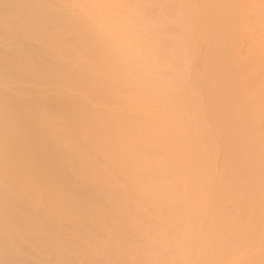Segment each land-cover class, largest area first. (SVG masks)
Listing matches in <instances>:
<instances>
[{
    "label": "bare ground",
    "instance_id": "obj_1",
    "mask_svg": "<svg viewBox=\"0 0 264 264\" xmlns=\"http://www.w3.org/2000/svg\"><path fill=\"white\" fill-rule=\"evenodd\" d=\"M0 245L264 264L262 0H0Z\"/></svg>",
    "mask_w": 264,
    "mask_h": 264
},
{
    "label": "rangeland",
    "instance_id": "obj_2",
    "mask_svg": "<svg viewBox=\"0 0 264 264\" xmlns=\"http://www.w3.org/2000/svg\"><path fill=\"white\" fill-rule=\"evenodd\" d=\"M18 227H20L21 229H22V228H24V229H28V228H29V230H30V227H31V226L29 227V225L23 224V225H19ZM16 228H17V227H16ZM24 229H23V230H24ZM33 229H34V228H33ZM33 229H31V230H33ZM26 237H27V236H26ZM26 237H25V238H26ZM29 237H30V235H28V237H27L26 239H27V240L30 239ZM33 237L35 238V236H33ZM36 238H38V237H36ZM23 240H24V239H23ZM38 240H39V239H38ZM24 242L26 243V240H25ZM26 244H27V243H26ZM26 244H24V245H26ZM29 244H30V246H31V243H29ZM29 244H27V245H29ZM38 244H39V241H38ZM40 245H41V243L39 244V246H40ZM0 246H1V245H0ZM30 246H29V247H30ZM1 248H2V246H1ZM25 248H26V247H25ZM25 248H24V249H25ZM27 248H28V246H27ZM28 249H29V248H28ZM46 256H48V255H46ZM201 256H202V255H201ZM201 256H200V257H201ZM203 256H204V258H206L205 255H203ZM10 257H11V256H10ZM200 257H199V258H200ZM40 258H41V257H40ZM40 258H39V259H40ZM43 258H44V257H43ZM175 258L177 259V257H175V256H172V257L169 256V258L167 259V262L169 261V263H170V261L172 262V260H173L174 262H177V261L179 262V260H180L179 257H178V260H176ZM204 258L202 257V258H200V259H202V262L205 261V262H203V263L207 264L206 262H207L208 260H206V259L203 260ZM22 259H23V257H16V258H14V257L12 258V257H11V258H8V260L5 261V262H7L6 264H26V261H27L26 258H24L26 261H25L24 259H23V260H22ZM28 259L31 260V261H30V262L27 261V263L32 264L34 260H32V259H30V258H28ZM39 259H38V260H39ZM183 259H184V258H183ZM190 259H191V258H188V259L186 260V262L189 263V262L191 261ZM200 259H199V260H200ZM208 259H209V261H211V260L213 261L212 264H222V261H223V263H224V260H223L222 258H219V257H216V258H214V259H213V258H211V259L208 258ZM249 259H251V258H250V257H247V256H245V257H244V256H242V257L239 256V257L233 259L234 262H233L232 264H235V263H236V264H245V263H248L249 261L252 260V259H251V260H249ZM5 260H6V259H5ZM43 260H44V259H43ZM43 260L40 259L39 261H40V262H41V261L44 262L45 260H44V261H43ZM225 260H226V259H225ZM248 260H249V261H248ZM35 261L37 262L36 259H35ZM200 261H201V260H200ZM212 261H211V262H212ZM181 262H183V261H181ZM211 262H209V263H211ZM46 264H50V257H47V258H46ZM51 264H52V263H51ZM229 264H231V263H229Z\"/></svg>",
    "mask_w": 264,
    "mask_h": 264
},
{
    "label": "snow or ice",
    "instance_id": "obj_3",
    "mask_svg": "<svg viewBox=\"0 0 264 264\" xmlns=\"http://www.w3.org/2000/svg\"><path fill=\"white\" fill-rule=\"evenodd\" d=\"M262 4H264V0H262Z\"/></svg>",
    "mask_w": 264,
    "mask_h": 264
}]
</instances>
